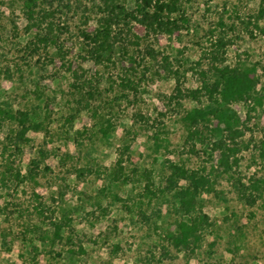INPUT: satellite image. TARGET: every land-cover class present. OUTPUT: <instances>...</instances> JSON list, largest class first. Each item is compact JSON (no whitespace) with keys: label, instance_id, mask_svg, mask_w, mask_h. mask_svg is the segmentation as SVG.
<instances>
[{"label":"rangeland","instance_id":"1","mask_svg":"<svg viewBox=\"0 0 264 264\" xmlns=\"http://www.w3.org/2000/svg\"><path fill=\"white\" fill-rule=\"evenodd\" d=\"M26 2L0 0V105L28 112L32 126L0 124V264H264V186L247 203L237 185L264 179V0H183L189 21L173 34L116 25L123 44L111 59L91 53L103 0H38L34 18ZM49 23L58 44L39 41ZM218 36L225 63L254 66L259 78L251 98L233 103L247 147L219 193L203 195L212 225L199 246L176 247L168 237L176 212L160 191L169 160L210 167L219 154L208 161L201 143L187 142V111L208 100H171L173 70L189 89L205 70L213 79L204 54Z\"/></svg>","mask_w":264,"mask_h":264},{"label":"trees","instance_id":"2","mask_svg":"<svg viewBox=\"0 0 264 264\" xmlns=\"http://www.w3.org/2000/svg\"><path fill=\"white\" fill-rule=\"evenodd\" d=\"M105 15L99 27L91 37L94 48L91 50L93 56L102 59L105 55L111 59V55L121 47L123 41L119 40L122 35L115 31L116 25L127 26L131 31L130 24L137 21L144 25L147 30L173 34L184 25L189 19L186 15L183 0H137L135 10L128 11L117 0H103ZM27 13L29 18H34L38 0H27ZM51 13H46L48 17ZM261 17L264 16V6L261 8ZM123 23V24H122ZM121 30V29H120ZM132 32V31H131ZM215 34L216 29L210 30ZM125 40V39H124ZM39 41L44 44H58V37L53 24L49 23L47 33L39 35ZM226 43L223 36H218L215 42L211 43V49L205 51V56L212 60V71L214 78L210 79L207 70L202 72L203 82L197 88H187L179 70H173L175 74V87L171 100L181 104L186 98L200 99L206 97L208 103L205 106H194L187 111V142L193 147L201 143L208 161H215V153L218 152L216 162L207 165L191 168L184 163L169 160L168 168L170 173L166 183L160 189L161 192L171 195V206L176 212V220L173 223L174 229L168 232L170 241L176 246H199L204 238L205 230L212 225L211 218L204 210L203 195L205 193L218 194V183L225 175L233 177L236 167L239 165L244 135L243 120L233 103L246 101L251 98L259 84L254 66L240 64H226L223 58ZM153 55V54H152ZM157 55L152 56L157 60ZM162 67L169 69V64L161 62ZM260 102V100H259ZM213 113L214 124L208 123L206 130L201 128V123H207ZM9 118L18 120L21 125L30 126L29 113L22 112L19 116L13 108H3L0 105V124L3 119ZM38 127L39 124H36ZM112 122L102 126L104 135H109ZM259 154L264 161V139L259 144ZM123 158L118 161V169L115 176L121 174L124 165ZM148 182L146 194L153 197L157 191L153 188V180L147 175ZM239 196L242 200L250 203L256 191H262L264 179L251 180L246 184L239 180ZM257 195V194H256ZM56 234L60 235V226L56 223Z\"/></svg>","mask_w":264,"mask_h":264}]
</instances>
